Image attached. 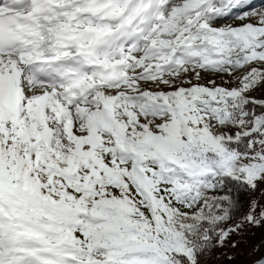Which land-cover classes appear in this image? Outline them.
Returning <instances> with one entry per match:
<instances>
[{
    "label": "snow or ice",
    "instance_id": "1",
    "mask_svg": "<svg viewBox=\"0 0 264 264\" xmlns=\"http://www.w3.org/2000/svg\"><path fill=\"white\" fill-rule=\"evenodd\" d=\"M250 229L264 4L0 0V264H231Z\"/></svg>",
    "mask_w": 264,
    "mask_h": 264
},
{
    "label": "trees",
    "instance_id": "2",
    "mask_svg": "<svg viewBox=\"0 0 264 264\" xmlns=\"http://www.w3.org/2000/svg\"><path fill=\"white\" fill-rule=\"evenodd\" d=\"M256 195L258 196L259 192H257ZM261 232H263L262 229H251V231H249V234L247 235V237H245V239H247V244L244 243L240 244V246L237 249L232 250V252L230 253L235 257V259L231 262V264H238L239 259H241L243 255L247 254L248 249L252 251L251 254L253 256L255 255V257L251 259L250 263L257 260L262 255V253L264 252V245L260 247L259 245L256 244L258 236ZM252 233H254V235ZM254 245L259 247V251L253 252ZM214 264H229V262L222 260V261L214 262Z\"/></svg>",
    "mask_w": 264,
    "mask_h": 264
},
{
    "label": "rangeland",
    "instance_id": "3",
    "mask_svg": "<svg viewBox=\"0 0 264 264\" xmlns=\"http://www.w3.org/2000/svg\"><path fill=\"white\" fill-rule=\"evenodd\" d=\"M254 3L256 5L264 4V0H254ZM249 231H251V229ZM262 231L263 232L259 234L258 239L256 241V244L259 245L260 247L264 245V229H262ZM251 253L252 251L248 249L247 254L243 255L241 259H239L238 264H248L251 261V259L255 257V255L253 256Z\"/></svg>",
    "mask_w": 264,
    "mask_h": 264
},
{
    "label": "water",
    "instance_id": "4",
    "mask_svg": "<svg viewBox=\"0 0 264 264\" xmlns=\"http://www.w3.org/2000/svg\"><path fill=\"white\" fill-rule=\"evenodd\" d=\"M262 255H264V252L262 253ZM260 257H261V256H260ZM260 257H259V258H260ZM259 258H258V259H259ZM255 261H256V260H255ZM255 261L251 262L250 264H254Z\"/></svg>",
    "mask_w": 264,
    "mask_h": 264
}]
</instances>
